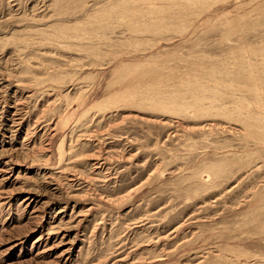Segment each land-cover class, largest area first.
I'll list each match as a JSON object with an SVG mask.
<instances>
[{
    "label": "rangeland",
    "instance_id": "374dc122",
    "mask_svg": "<svg viewBox=\"0 0 264 264\" xmlns=\"http://www.w3.org/2000/svg\"><path fill=\"white\" fill-rule=\"evenodd\" d=\"M0 264H264V0H0Z\"/></svg>",
    "mask_w": 264,
    "mask_h": 264
}]
</instances>
